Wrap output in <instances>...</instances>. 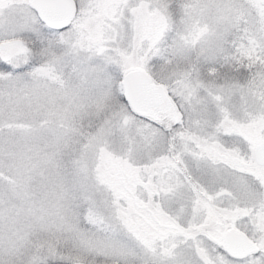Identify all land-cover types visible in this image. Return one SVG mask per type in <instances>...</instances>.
I'll list each match as a JSON object with an SVG mask.
<instances>
[{
	"label": "snow or ice",
	"instance_id": "1",
	"mask_svg": "<svg viewBox=\"0 0 264 264\" xmlns=\"http://www.w3.org/2000/svg\"><path fill=\"white\" fill-rule=\"evenodd\" d=\"M0 264H264V0H0Z\"/></svg>",
	"mask_w": 264,
	"mask_h": 264
}]
</instances>
